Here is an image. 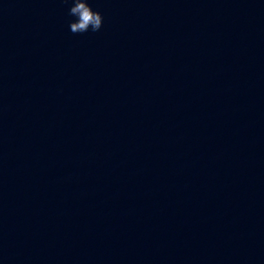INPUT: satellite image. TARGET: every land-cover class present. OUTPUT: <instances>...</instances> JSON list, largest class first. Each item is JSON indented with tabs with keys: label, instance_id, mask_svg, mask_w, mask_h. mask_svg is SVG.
<instances>
[{
	"label": "clouds",
	"instance_id": "9594fccd",
	"mask_svg": "<svg viewBox=\"0 0 264 264\" xmlns=\"http://www.w3.org/2000/svg\"><path fill=\"white\" fill-rule=\"evenodd\" d=\"M70 3L68 14L75 17L69 22L70 31L73 34H83L91 30L97 32L103 25V16L99 11L92 9L88 0H64Z\"/></svg>",
	"mask_w": 264,
	"mask_h": 264
}]
</instances>
